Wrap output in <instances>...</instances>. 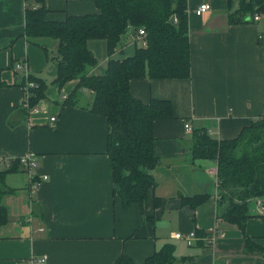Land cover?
Listing matches in <instances>:
<instances>
[{
	"label": "crops",
	"instance_id": "1",
	"mask_svg": "<svg viewBox=\"0 0 264 264\" xmlns=\"http://www.w3.org/2000/svg\"><path fill=\"white\" fill-rule=\"evenodd\" d=\"M202 1L210 7L197 14ZM239 2L186 0L190 76L146 74L130 80L136 98H168L173 114L153 124L160 157L152 171L156 185L142 206L124 207L113 191L107 119L88 109L90 89H79L76 103L66 101L77 81L73 78L62 85L58 99L52 92L34 103L40 110H24L13 64L23 60L30 72L42 75L46 53L23 34L26 0H0V79L5 82L0 86V156L12 160L33 152L34 179L40 178L31 189L24 168L5 177L15 191L3 198L10 217L0 227V264H16L32 254H44L48 264H114L121 253L141 263L166 241L175 245V264H264V255L242 252L245 235L264 245V211L249 206L244 231L222 218L225 205L217 203L214 176L208 171L214 162L190 154L193 130L232 137L264 112V39L258 38L264 32V15L253 20L246 14V19L230 22L228 14ZM43 4L50 19L97 10L94 0ZM47 43L54 45L51 39ZM87 46L97 59L89 71L103 73L109 58L106 40L89 38ZM134 47L128 37L114 55L131 54ZM195 192L210 195L194 208L181 202V194ZM154 195L160 198L158 204ZM195 228L202 233L195 231L192 245L173 236Z\"/></svg>",
	"mask_w": 264,
	"mask_h": 264
},
{
	"label": "trees",
	"instance_id": "2",
	"mask_svg": "<svg viewBox=\"0 0 264 264\" xmlns=\"http://www.w3.org/2000/svg\"><path fill=\"white\" fill-rule=\"evenodd\" d=\"M94 2L96 11L67 13L62 19H50L46 17L43 0H26L23 34L44 49L49 82L60 89L66 81L77 80L66 101L76 103L81 88L92 91L87 107L104 115L108 123L106 153L113 191L124 207L132 203L142 206L149 190L157 183L152 171L160 163L154 149L153 124L157 119L172 117L173 112L168 98L151 97L147 102L136 98L129 82L146 74L159 78L190 76L186 0ZM261 10H264V0H240L239 7L228 16L230 22H239L246 19V14ZM139 27L144 28L146 44L135 43L131 54L114 55ZM89 38L106 40L109 58L101 74L89 71L97 61L87 46ZM50 39L54 41L53 46L47 43ZM16 70L15 84L24 86L27 81L33 82L28 87L30 104L48 95L46 76L33 72L24 76V72ZM4 84L0 79V86ZM190 154L192 158L213 160L217 203L225 205L220 216L244 231L246 219L251 215L250 201L258 197L264 204V112L232 137L218 138L206 129L193 130ZM21 168L19 158L0 165V227L10 217L3 198L15 191L5 177ZM209 195V192H195L181 194L180 199L194 208ZM153 200L154 204L160 202L157 195ZM195 229L202 233L199 228ZM174 250L175 245L166 241L141 263L121 253L114 264H175ZM242 252L264 255V245L245 235Z\"/></svg>",
	"mask_w": 264,
	"mask_h": 264
},
{
	"label": "built area",
	"instance_id": "3",
	"mask_svg": "<svg viewBox=\"0 0 264 264\" xmlns=\"http://www.w3.org/2000/svg\"><path fill=\"white\" fill-rule=\"evenodd\" d=\"M210 7V3L208 1H202L196 8H195V12L197 14H201L203 11H205L206 9H208ZM264 15V10L261 11H256L253 13V15L251 16V18L253 20H259L261 18V16ZM176 17H174L175 19ZM144 28L143 27H139L138 32L134 35L131 36V40H133L135 43L140 44V45H145L146 44V40L144 39ZM258 38L264 39V32H259L258 33ZM13 67L15 69H20L21 72H24V76H26L30 70H28L26 63L23 60H16L13 64ZM33 82L32 81H27L26 85L22 86L23 89V100H22V104H23V108L25 111H38L40 110L39 107H37L34 104H30L29 103V85H32ZM62 97H65V95H63ZM56 119L55 115H51L50 116V120L54 121ZM184 126L186 128H190V123L189 121H185ZM11 160L9 159H5L4 156H0V164H4V163H9ZM19 161L21 163V166L27 171V174L30 178V187H32L31 189H33L37 183L38 180L40 179H34V177L36 176L35 173V167H36V157L34 155L33 152H27L26 154L22 155L19 157ZM209 173L212 174L214 177L216 176V166H212L211 168L208 169ZM45 175H42L41 178H45ZM255 199V206L257 207L256 210L258 212H263L264 211V205L263 202L261 201L260 198H254ZM174 237L176 238H183V240L185 241V243L187 245H192L193 244V240L194 238H196V232L195 230H192L186 234H182L181 232H175L173 234ZM16 264H48L46 256L44 254L42 255H29L27 257H23L17 260Z\"/></svg>",
	"mask_w": 264,
	"mask_h": 264
},
{
	"label": "rangeland",
	"instance_id": "4",
	"mask_svg": "<svg viewBox=\"0 0 264 264\" xmlns=\"http://www.w3.org/2000/svg\"><path fill=\"white\" fill-rule=\"evenodd\" d=\"M132 47H133V45H132ZM49 49L52 50L50 52H53V48H49ZM42 75L46 76V78H47L48 85L46 88H47V90H49L48 94L53 92V94L57 95V99H58V97L61 96L60 93H62L63 89L62 88L58 89L54 84L49 82L50 78H49V75L47 74V65L45 66L44 70H42ZM254 205H255V199H252L249 203V206L251 208V207H254Z\"/></svg>",
	"mask_w": 264,
	"mask_h": 264
}]
</instances>
